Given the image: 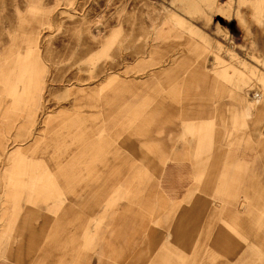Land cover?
<instances>
[{"label":"rangeland","instance_id":"1","mask_svg":"<svg viewBox=\"0 0 264 264\" xmlns=\"http://www.w3.org/2000/svg\"><path fill=\"white\" fill-rule=\"evenodd\" d=\"M0 264H264V0H0Z\"/></svg>","mask_w":264,"mask_h":264},{"label":"crops","instance_id":"2","mask_svg":"<svg viewBox=\"0 0 264 264\" xmlns=\"http://www.w3.org/2000/svg\"><path fill=\"white\" fill-rule=\"evenodd\" d=\"M257 129L258 128L255 127V130H253L251 135L253 134V136H256V134H258L259 137H261L262 133H260L259 131L257 132ZM102 131H103V129H100L99 132H95L94 134L95 135L99 134V136H102L103 135ZM244 133H246V132H244ZM254 133H256V134H254ZM251 142H252V136H250V135H248V133H246V134H244L243 137L236 138V140H234V142L231 144V147H229L227 149V152H228L227 157L229 159V161H227L228 167H229L228 173L238 177V175H241V174L245 175L246 173L250 172V162H251V158H252V153L255 152V150L252 149ZM169 162L175 163L174 166H177V167H188V166L190 167L189 184L187 187L188 192L192 191V193H194V189H195L194 177L196 174L193 172V169L189 163L178 161V160H176V158L175 159L168 158L164 162L162 169H161V172H160V175H159V179H160V183H161L160 184V191L162 192L164 197L166 199H168V201L172 202L173 197L172 198L168 197L163 190L164 187L170 186L169 185L170 183L168 182V178H169L168 173H167V175H165L164 182H161L162 173H163L162 170H164V167H167V166L169 167V165H168ZM195 179H196V177H195ZM234 180H236V179H234ZM234 183H232V184H233V188H234V192H235V189H237L239 187V183L236 182L235 185H234ZM181 192H182V190L177 192V193L174 192L175 193L174 197H177ZM231 202L234 205V199H231Z\"/></svg>","mask_w":264,"mask_h":264}]
</instances>
